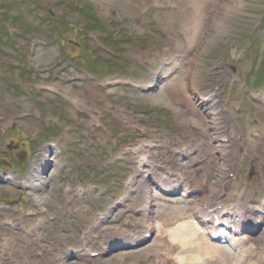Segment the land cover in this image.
<instances>
[{
    "label": "rangeland",
    "instance_id": "1",
    "mask_svg": "<svg viewBox=\"0 0 264 264\" xmlns=\"http://www.w3.org/2000/svg\"><path fill=\"white\" fill-rule=\"evenodd\" d=\"M11 2L6 5L4 0H0V7H7L13 20L15 18L17 20L19 14L23 13V19H27L31 27L36 26L38 31L30 35L21 34L18 25L26 20L15 21V26L5 23L6 30L20 45L14 44V52L11 48L6 50L14 54V60L11 58L1 60L6 64L0 61V152L11 155L12 146L20 145L25 151L24 157L29 158L34 149L33 143L30 142L31 136L44 144V137L40 134L45 128L50 130L56 125L50 122V119L66 124L67 118L78 122L84 121L86 125H102L103 130H99L103 132L102 136L94 131L95 141L100 148L93 149V154L106 151L109 153L112 151L113 137L132 133H137L141 137L149 136L150 131L147 130L145 123L147 118L141 114V110H145V105L150 107L149 115L158 109L160 112L166 111L170 116L166 113L164 116L181 122L185 129H190L192 124L206 123L210 131L211 152H226V148L219 147L216 142L221 134L208 122L211 118H215V112L203 113L194 105V98L182 95L181 88L184 87L188 94L191 93L198 83H193V78L197 77L199 81L207 75L210 76L213 67L226 57L233 60L234 65L239 55L244 56L242 52H246L248 43L254 44L253 54L262 55V62L264 61V0H16L14 3ZM79 2H87L93 7L95 13L103 20L102 23L105 24L107 31L113 35L112 44L105 42L103 35L98 32L85 33L78 41L77 32L74 33L72 27L69 29L58 20V17L63 16L69 22L82 25L84 17L75 7ZM48 35L53 36L52 40L55 41L45 46L38 45L36 38L32 39V37L45 38ZM24 38L32 40L27 43L28 40ZM81 45H88V49L95 50L96 56L111 57L116 60L115 62L123 63L124 69L127 70L126 76L145 84H152L154 89L146 94L117 88L99 91L93 83L85 80L66 81L71 74H80L79 67L73 69L68 66L61 71L62 66H59L55 72H50L52 65L60 60L62 54L75 55V51H82ZM167 52L175 61L178 71L170 80L160 82L159 76L164 69L161 58ZM82 53L87 58L89 51L84 49ZM253 56L252 58L244 56L245 61L237 64V69L233 70V73L249 81L250 62L255 63V60L261 59V56L258 58ZM139 63L150 65L151 68L147 72L145 68L137 67ZM55 75L59 78H54ZM117 77L108 76L111 80ZM241 92H244V87L237 84L233 92L234 96L239 98ZM255 96V91L248 90L244 92L243 100H247V107L252 106L255 113L264 115V105L258 103ZM80 100L83 102L81 103ZM76 103L81 105L88 103L87 106L79 107L83 116L76 113L78 109ZM234 104L241 102L236 99ZM115 105L121 110L119 113L112 111V106ZM69 125L72 126V123ZM10 127H14L13 133L8 131ZM5 130L6 132L2 133ZM71 135L72 133L66 137L70 138ZM253 149L264 158V141ZM15 151L17 149L14 147V159L17 157ZM117 154L118 152L114 157ZM207 154H209L208 150ZM106 159L107 157L102 158L99 155H86L81 160V165H84L85 170L87 166L99 163V169L103 172ZM3 164L4 161H0V167ZM37 170L38 168L36 172ZM79 173L82 174V171ZM8 176L14 179L11 173ZM0 187V198L10 200L12 192L3 186ZM49 196L45 200H59L57 184L52 183ZM83 217L84 215L80 214L74 221L82 220ZM65 221L67 224L64 227L70 232L69 238H74L72 220ZM53 228L54 232L51 233ZM53 228L51 226L46 228V242L39 246L28 237L17 236L14 239V247L7 255L14 249L22 254L18 257L13 255L7 259L0 258V264L22 263L25 260L24 251L34 254L43 253L42 264L66 262L60 260L56 263L53 261L54 257L48 255L52 246H58V241L62 238L58 229ZM75 241L79 242L77 239ZM32 260L38 262L39 258L35 256ZM103 261V259L91 262L79 260L74 264H103Z\"/></svg>",
    "mask_w": 264,
    "mask_h": 264
},
{
    "label": "bare ground",
    "instance_id": "2",
    "mask_svg": "<svg viewBox=\"0 0 264 264\" xmlns=\"http://www.w3.org/2000/svg\"><path fill=\"white\" fill-rule=\"evenodd\" d=\"M51 164L52 163H46L48 167H51ZM42 183H44V181ZM171 193L172 192L169 191V194ZM160 227H161L160 225L156 226V230H158ZM165 232H166L165 237L171 242V245H174L175 247L178 248L176 252L178 254L182 252H193V251H196L202 254H210V253L220 254L221 253L220 247H217L215 245L208 243L203 238L202 234L199 232V226L197 225L184 222L180 224L176 229L171 228V229L165 230ZM231 240L233 243H235V246L240 245L239 241L235 242L233 241V239ZM226 255H227V259L229 260V264H230L232 257L236 256L232 252V250H230ZM227 259L224 262H215V263L209 262L208 264H228ZM238 264H242L240 260Z\"/></svg>",
    "mask_w": 264,
    "mask_h": 264
}]
</instances>
